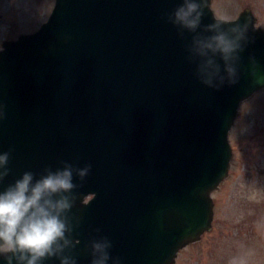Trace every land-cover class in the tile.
Here are the masks:
<instances>
[{
    "label": "water",
    "instance_id": "water-1",
    "mask_svg": "<svg viewBox=\"0 0 264 264\" xmlns=\"http://www.w3.org/2000/svg\"><path fill=\"white\" fill-rule=\"evenodd\" d=\"M182 3L56 0L37 31L3 42L0 154L10 158L0 192L25 172L39 179L65 163L91 165L83 181L73 173L69 264H92V245L105 238L107 264H175L213 227L231 129L242 102L264 88V27L249 7L225 19L203 0L191 32L173 22ZM216 20L224 23L208 29ZM240 32L228 59L196 43ZM8 255L0 251V264Z\"/></svg>",
    "mask_w": 264,
    "mask_h": 264
},
{
    "label": "rangeland",
    "instance_id": "rangeland-1",
    "mask_svg": "<svg viewBox=\"0 0 264 264\" xmlns=\"http://www.w3.org/2000/svg\"><path fill=\"white\" fill-rule=\"evenodd\" d=\"M55 0H0V49L5 40L38 29ZM218 17L251 8L264 27V0H212ZM229 176L212 193L213 227L183 247L175 264H264V89L243 101L230 132Z\"/></svg>",
    "mask_w": 264,
    "mask_h": 264
},
{
    "label": "clouds",
    "instance_id": "clouds-1",
    "mask_svg": "<svg viewBox=\"0 0 264 264\" xmlns=\"http://www.w3.org/2000/svg\"><path fill=\"white\" fill-rule=\"evenodd\" d=\"M203 0H183L172 14L173 22L183 29L195 32L202 22ZM224 21L216 20L208 25V29L219 27ZM247 30V25H242ZM241 24L232 29L239 31ZM243 32L231 39L226 33L211 36L208 42L199 39L196 43L203 49L220 51L224 59L240 47L238 41L243 39ZM3 113L0 112V118ZM10 155L0 154V181L9 174L7 165ZM91 165L84 168H74L65 163L62 169L46 170L36 179L32 172H25L20 179L0 192V251L8 249L7 264H43L49 258H58L61 264H69V258L63 256L68 244L66 232L69 231L66 215L72 209L73 191L77 188L74 183V172L83 181L89 174ZM61 241L64 243L61 244ZM111 242L92 245V264H107L110 257ZM97 254L99 258H97ZM114 264H119L115 260Z\"/></svg>",
    "mask_w": 264,
    "mask_h": 264
}]
</instances>
